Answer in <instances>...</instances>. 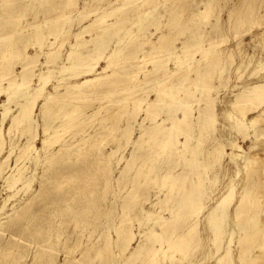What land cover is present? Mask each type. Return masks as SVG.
Wrapping results in <instances>:
<instances>
[{
  "label": "bare ground",
  "instance_id": "obj_1",
  "mask_svg": "<svg viewBox=\"0 0 264 264\" xmlns=\"http://www.w3.org/2000/svg\"><path fill=\"white\" fill-rule=\"evenodd\" d=\"M105 1L0 0V156L6 137L12 140L8 155L0 157V188L8 191L0 205V264L22 262V246L14 241L24 237L34 239L29 245L37 247L38 258L46 256L37 264H59L54 257L61 244L66 253L62 264H105L104 258L127 251L129 242H121V232L129 207L139 224H148V234L169 244L146 250L147 263L137 261L142 250L137 245L116 264H151L161 254L167 258L176 253L188 255V264H204L193 258V250L206 239L216 250L223 247L222 241L232 236L226 224L230 220L240 230V259L264 264V217L257 208L264 168L259 170V156L249 153L254 146L243 155L226 151L217 125L218 100L212 94L211 75L220 78L228 61L220 48L226 37L212 36L221 28L220 21L211 20L213 7L223 0ZM236 1L231 21L243 24L253 18L255 25L264 0ZM202 19L207 21L202 24ZM76 20L89 21L71 31L75 42H69L64 54L61 46L69 41ZM254 25L244 33H252L262 46V56L249 61L260 67L249 76L258 78L235 84L234 109L225 110L231 128L247 140L251 127L264 121V22L255 25L257 31ZM157 31L161 34L154 38ZM31 47L34 52H28ZM171 60L174 68L168 65ZM151 93L155 96L150 99ZM262 124L254 139L264 136ZM21 138L27 140L18 150ZM237 139L228 144L241 148ZM107 140L110 151L103 146ZM231 167L237 174L245 171L237 197L231 179L211 198L215 183ZM120 176L128 180L122 183ZM36 180L39 188L32 193ZM122 184L130 186L127 199L121 197ZM101 208L106 212L100 214ZM69 219L76 227H97L86 233L92 244L83 248L81 238L68 241ZM155 224L161 232L154 230ZM74 246L83 248L81 257L69 260ZM229 249L227 245L215 264H232ZM211 252L207 249L206 257Z\"/></svg>",
  "mask_w": 264,
  "mask_h": 264
},
{
  "label": "rangeland",
  "instance_id": "obj_2",
  "mask_svg": "<svg viewBox=\"0 0 264 264\" xmlns=\"http://www.w3.org/2000/svg\"><path fill=\"white\" fill-rule=\"evenodd\" d=\"M190 0H188V2H189ZM192 1V0H191ZM224 1V2H223ZM222 1V3L219 5V8H216L218 5H216L215 6V9H214V7H213V12H214V14H213V16L211 17V20H212V22H218V21H220L219 23L221 24V28L220 29H218L217 31H213L212 32V36H219V37H221V36H225L226 37V39H225V42H224V44H226V45H221V47L220 48H222L221 50H223L224 49V52H223V56H224V58L225 59H227L228 61H226L224 64H225V66L226 67H228L227 69H226V67H225V69H224V73H223V75H220V78H218L217 77V79H216V75H215V72L214 73H212V75H211V87H214V90L212 91L213 93V95H215V97H217V100H218V102L216 103V112H217V116H218V122H217V125H218V127L220 128H222V132L220 131L219 132V135H221L222 136V143H224V144H226L227 146H226V151L228 152V153H231V152H234L235 154H241V155H243V154H245V152L247 151V150H249L252 146H254L253 147V149L251 150V151H249V153L251 154V153H253V155H257V159H258V164H257V166H260L259 167V170L263 167L264 168V152L262 153V151H264V149H262V148H264V136H262L260 139H254V136H255V133H257V132H259V127L261 126V124L264 122L263 120L259 123L260 124V126H258L257 124L255 125V126H252L251 127V131H250V136H249V138H248V140L246 139V138H244V134L243 133H240V135L238 134L239 132L237 131V130H235V129H233V128H231V121H229V120H227L226 119V116H225V114H226V111L225 110H227V109H229V110H232V109H234V108H232L233 106L231 105V102L232 101H234V93H233V86L235 85V84H240V82H241V84H243L246 80H248V79H254V80H256L258 77V75L257 76H255V74H253L252 76H249L251 73H254L255 71H257V69H259V72H260V67L258 68V66H257V64H255L254 63V61L255 60H257L258 58H260L261 56H262V52H263V50H262V46H261V44L253 37V34L252 33H244V32H246V31H248V30H250L251 29V26L252 25H254L253 23H252V19H250V20H247L245 23H243V24H241V23H236V24H234L233 23V21H231V19H230V14H229V11L230 10H232V7L234 6V4H235V2H237L236 0H232V1H229V0H223ZM226 1V2H225ZM235 1V2H234ZM106 2H108V0H106L105 1V3ZM231 3H233V4H231ZM225 4H227V5H225ZM232 5V6H231ZM80 6H82V3H81V5ZM90 6V5H89ZM88 6V7H89ZM227 6H228V8H227ZM220 7H222V8H220ZM227 9H226V8ZM230 7V8H229ZM263 8V9H262ZM262 8L260 9V13H259V15L255 18L256 19V21H257V23H263L264 22V7L262 6ZM219 9H222V10H219ZM227 10H228V13H227ZM221 11V12H220ZM218 15V16H217ZM224 15V16H223ZM221 16V17H220ZM225 18V19H224ZM258 18H260V20L258 19ZM32 19V18H31ZM214 19V20H213ZM263 19V20H262ZM203 21H202V24L203 23H205L206 21H207V19H202ZM224 20H226V22L224 21ZM262 20V21H261ZM85 21V22H84ZM84 21H79V20H76L74 23H73V25L71 26V30H70V38H69V41L67 42V44L65 43L63 46H61V49H60V51L62 52V53H64V54H66L69 50H70V44H69V42L71 43V42H75V38H74V36L72 35V30H74L73 32H77L82 26H83V24L85 25V24H87L88 23V21L89 20H84ZM224 21V22H223ZM231 21V22H230ZM228 22V23H227ZM223 23V24H222ZM231 23H232V25H231ZM256 23V24H257ZM76 24H77V26H76ZM248 24V25H247ZM255 24V25H256ZM226 25L228 26V28H227V30L225 29V27H226ZM254 25V26H255ZM79 26H80V28H79ZM240 26H242V27H240ZM74 28V29H73ZM77 28V29H76ZM79 28V29H78ZM254 28H257L256 26L254 27ZM253 28V29H254ZM231 29H232V31H231ZM151 30L152 31H155L156 29H155V27L154 26H151ZM226 30V31H225ZM238 30V31H237ZM240 30V31H239ZM243 30V31H242ZM254 30H259V28H257V29H254ZM253 30V32H255ZM229 31V32H228ZM236 31V32H235ZM225 32V33H224ZM233 33V34H232ZM238 33V34H237ZM241 33H243V34H241ZM161 34V31H157V32H155V35H153V37L154 38H156L157 37V35L159 36ZM229 34V35H228ZM232 35V37H234V38H232L231 39V37H229V36H231ZM242 36H241V35ZM228 35V36H227ZM235 35H240V36H235ZM90 36V34H88V33H85V37H89ZM156 36V37H155ZM227 38H230V40L229 39H227ZM235 38H236V41H235ZM238 38V39H237ZM240 38V39H239ZM72 39V40H71ZM238 40H240L239 42H241V45L240 46H237L236 44H238L239 42H237ZM227 41H228V43H229V41H230V43L227 45ZM237 42V43H236ZM178 44L180 43L179 41L177 42ZM226 46V47H225ZM229 49H228V48ZM67 49V50H66ZM226 49V50H225ZM231 49H233L232 51H231ZM236 51H235V50ZM29 51L28 52H34L35 51V49L34 48H29L28 49ZM230 52V53H229ZM236 52V53H235ZM235 53V54H234ZM231 55V56H230ZM232 56H234V57H232ZM228 57V58H227ZM232 58V59H231ZM41 59L42 60H44V57L42 56L41 57ZM251 60H254V61H252L251 63H249V61H251ZM231 61V62H230ZM61 62V61H60ZM229 62V63H228ZM171 63V64H170ZM228 65H227V64ZM253 63H254V65H253ZM168 65H170V67L171 68H174L175 67V62L174 61H172L171 60V62H169V64ZM240 65V66H239ZM150 66V65H149ZM233 67V69H230V68H232ZM238 67V68H237ZM256 68V69H255ZM255 69V70H254ZM226 70V71H225ZM239 73H237V72ZM240 71V72H239ZM253 71V72H252ZM235 73H237V75L235 74ZM240 73H241V75H240ZM246 73H248V75L246 74ZM224 74H226L225 75V78H224ZM229 74H230V76H229ZM245 74H246V76H245ZM260 75H261V73H259ZM235 75L237 76V77H235ZM238 75H240L239 77H238ZM143 75H139V78H141ZM227 76H228V78H227ZM249 76V77H248ZM222 77V78H221ZM243 77H245V78H243ZM232 78V79H231ZM230 81H229V80ZM218 81L219 83H222L221 84V86H219L220 84L218 83V82H215V81ZM55 82H57L56 80H53V82L52 83H55ZM239 82V83H238ZM52 83L51 84H49V88L51 89L52 88ZM216 83H218V84H216ZM214 85V86H213ZM217 86H219L220 88L218 89V94H217V91H215L216 89H215V87L217 88ZM152 95V96H151ZM151 95L149 96V98L151 99V98H153L154 96H155V94L154 93H151ZM5 99V97H2V100H4ZM244 102H241V106H242V104H243ZM232 107H231V106ZM237 108V107H236ZM235 108V110L238 112V113H240V108H237L236 109ZM239 110V111H238ZM91 111V110H90ZM228 111V110H227ZM141 116V115H140ZM140 116H139V118H140ZM8 124H9V122L7 121L6 123H5V127L6 128H8L7 126H8ZM222 124L223 125H225L227 128L225 129V130H223V127H222ZM221 125V126H220ZM262 126H264V123L262 124ZM93 130V128H89V131H92ZM237 132V133H236ZM238 135V136H237ZM135 136H137L136 134H134V138H135ZM234 136H235V138L237 139V140H239L238 141V143L241 145V148H232L231 147V145H229L228 143H230L231 142V139L232 138H234ZM240 136V137H239ZM9 139V140H8ZM7 140V141H6ZM20 141H21V143L20 144H18V146H16V148L19 150V148L18 147H20L21 145H22V143L24 144L25 143V141L27 140V138H25V139H23V138H21V139H19ZM10 141L12 142V140H11V138H9L8 136L6 137V139H5V142H6V144H5V148H4V150H3V152H2V154H1V156L0 157H3V156H7L8 155V153H9V144H10ZM18 140H17V138L15 139V142H17ZM8 142V143H7ZM213 141H211V143H208V146L210 147H212L213 145V143H212ZM110 143H112L110 140H107V142H106V144L105 145H103V146H105V151H107V149L110 151L111 149H112V144H110ZM258 143V144H257ZM36 147H37V149L39 148H41V139L39 138V136H38V138H37V140H36ZM262 144V145H261ZM258 145V146H257ZM111 147V148H110ZM259 148V149H258ZM16 149V150H17ZM130 149H132V146L130 145L127 149H126V152H125V156L127 157L128 155H129V153H130ZM257 149V150H256ZM259 151H260V153H259ZM257 153V154H256ZM249 154V155H250ZM3 155V156H2ZM262 158H261V157ZM259 158H261V159H259ZM239 159H241V158H239ZM29 164V163H28ZM121 164V165H120ZM119 164V166L120 167H123V166H125V161L123 160L121 163ZM118 166V168H120ZM234 168H235V166H234ZM32 170V168L30 169V171ZM236 175H235V174ZM41 174V172H40V170H38V172L36 173V175L37 176H39ZM116 175L115 176H117L118 175V172L116 171V173H115ZM234 174V175H233ZM119 176V175H118ZM243 176V177H242ZM244 176H245V171H241L239 174H237L235 171H234V169H233V167H231L229 170H228V172H227V175H226V177H225V174H223L222 175V178H223V180H222V178L220 177V179H218L219 181H217V182H219V183H215V185L214 186H216V188H217V190H216V188H214V190L213 191H211V198H213V197H216L219 193H222L221 192V190L223 189V187H224V185H225V182H227V181H230L231 179H232V181H233V183H234V185H235V189H234V194H235V197H237V194H238V190H241V186H238V184H239V181H241L243 178H244ZM263 176V178H264V175H262ZM233 177V178H232ZM120 179H121V181H122V183L123 182H125V181H127L128 179L127 178H125V176H120ZM223 181V182H222ZM38 181L36 180L35 181V183H34V187H33V191H32V193H35L36 192V190L39 188V183H37ZM263 182H264V179H263ZM2 183L3 182H0V185H2ZM241 185V184H240ZM35 188H36V190H35ZM239 188V189H238ZM262 188V189H261ZM260 188V191H261V196H263L262 198H261V202L260 203H258V205H257V208H258V210H259V214H260V216L263 218L264 217V187L262 186ZM130 189V186L127 184V185H124V184H122L121 185V187H120V192H121V197H122V199H127L128 198V195H129V190ZM35 190V191H34ZM116 190V189H115ZM225 190V189H224ZM118 191H119V189H118ZM3 192H5V193H3ZM216 192V194L214 195V193ZM3 193V194H2ZM7 195H8V191H5V190H3L2 188H0V205L3 203V200H4V198L5 197H7ZM4 196V197H3ZM108 198H111V197H113L112 195H109L108 194ZM234 201H235V198H234ZM233 201V204L235 205V202ZM79 203V202H78ZM78 203H76V204H74V206H77L78 205ZM149 203V204H148ZM209 203H213V201H210ZM231 205L232 207L234 206V205ZM104 207H107V204H105V205H103ZM102 206V207H103ZM147 206V208H149L148 206H150V201H146V203H145V207ZM230 206V207H231ZM10 207V208H9ZM8 207V209H7V212L11 209V205ZM231 207V208H232ZM102 210H99L100 211V214L103 212H106L105 210H106V208H101ZM70 215H71V213H69ZM68 214V215H69ZM125 214H127V216H125V221H123V223L122 224H124V226H123V228H122V232H121V236H122V240H121V242H124L125 240L126 241H128L129 242V246H128V248H127V251H128V249L130 250V249H132V248H134V247H136L137 245H139V247H141V254L140 255H143L142 257H140V255H138L137 256V261L140 259V258H144V260H145V263H147L148 262V260H146V257L147 256H145V253H146V250H150V249H152V248H164L165 246H167L168 244H169V241L168 242H166V241H163V242H159V240H157V239H155V237H153V236H151L150 234H148L147 232H146V228L148 227V224L146 223V224H143V223H141V224H139V221L137 220V218H136V216H135V214H134V210L132 209V207H129V208H126V210H125ZM201 216H203V213H201ZM102 221V220H101ZM97 224V223H96ZM227 224V229H228V232L230 233V234H232V236H231V238H230V241H227V240H223L222 241V246L223 247H220L218 250H216V248H215V244H214V242L212 243V241H209L208 239H206V240H204V242L203 243H201V244H199V246H197L194 250H193V258H199L202 262H204V264H215V259L218 257V256H220L221 254H224V252H225V248H226V246L227 245H229L230 246V249H229V260L231 261V263L232 264H258V263H255V262H253V263H249V262H247L245 259H243V260H241L240 259V247H239V243H238V239H239V234H240V230H239V228L235 225V223L232 221V220H230V222H227L226 223ZM72 226V227H71ZM93 227V228H92ZM96 227V226H95ZM95 227L94 226H85L84 228L83 227H81V226H79V227H76L75 225H74V222L73 221H71V219H69V222L66 224V227H65V230H67V235H68V241H70V242H72V243H76L77 242V239L78 238H81L82 239V242H81V246L84 248V245H87V246H89V244L91 243L92 244V242L91 241H88V242H86L89 238H87V237H89V236H87V234L88 235H90V234H92L93 233V231L95 230ZM97 228V227H96ZM198 228L199 229H202L203 230V224L202 223H200L199 225H198ZM90 229H92V230H90ZM79 230V231H78ZM125 230H127L128 231V234H126L125 233ZM154 230L156 231V232H161V227H160V225H158V224H155L154 225ZM76 232V233H75ZM73 233V234H72ZM87 233V234H86ZM113 234H114V232H112ZM5 234H7V235H4V239H9V235H8V233H5ZM203 236H208V233L206 232L205 234H202ZM87 236V237H86ZM72 237V238H71ZM85 238H87V239H85ZM160 239V238H159ZM22 240V239H21ZM30 241H34V239L33 238H30V237H24L23 238V240L22 241H19V242H16V241H14V244H17L18 246H22V249H23V252H21L20 253V255H22V257L23 258H21V260H22V262L20 261V263H18V264H30L31 262V264H33V262H34V264H37L39 261H37V260H42V259H44L45 260V258H46V256H43L42 258H38V256H36L35 255V251H37L38 249H37V247H35L34 245L33 246H30L29 245V242ZM75 241V242H74ZM23 242V243H22ZM25 242V243H24ZM210 242V243H209ZM192 244V243H191ZM62 245V247H64L63 246V244H61ZM61 245H60V248H61ZM79 247V248H76V249H74L75 248V246L72 248V250H70V252H71V254H70V258H68L69 260H72V259H74V258H78V256L79 257H81V255H80V253L82 252L81 250L83 249L82 247ZM86 246V247H87ZM33 248V249H32ZM35 248V249H34ZM60 248H58V252L56 253V256L54 257V259L56 258V262H58L59 264H62V263H64V261H65V256H66V253H65V251H63L64 250V248H62L61 249V251H60ZM79 249V250H78ZM205 249H206V251H207V249H212V252L206 257V251H205ZM29 252H28V251ZM77 250H78V252H77ZM32 251H34L33 252V254H32ZM75 251V252H74ZM127 251H124V252H122L121 254H119V256H117V258H109V259H105L104 258V263L105 264H116L117 263V261L119 260V259H121V258H123V256L125 255V253L127 252ZM205 253V255H204V253ZM252 251V250H251ZM28 252V253H27ZM61 252V253H60ZM64 252V253H63ZM73 252V253H72ZM257 252V248H253V253L255 254ZM27 253V254H26ZM63 253V254H62ZM78 253V254H77ZM201 253V254H200ZM26 254V255H25ZM30 254V255H29ZM58 254V255H57ZM30 257H29V256ZM31 255H33L32 257H31ZM162 255V254H161ZM158 256V257H156L155 259H153L152 261H151V264H188V255H186V256H184V255H182L181 253L179 254V253H176L173 257H164V255H162V256ZM64 256V257H63ZM75 256V257H74ZM199 256V257H198ZM21 257V256H20ZM59 257V258H58ZM63 257V258H62ZM26 258V259H25ZM32 258L34 259V261L32 260ZM36 259V260H35ZM57 259H58V261H57ZM204 259V260H203ZM23 260H25V261H23ZM61 260V261H60ZM36 261V262H35ZM61 263H60V262ZM25 262H27V263H25ZM29 262V263H28ZM7 264V263H6Z\"/></svg>",
  "mask_w": 264,
  "mask_h": 264
}]
</instances>
